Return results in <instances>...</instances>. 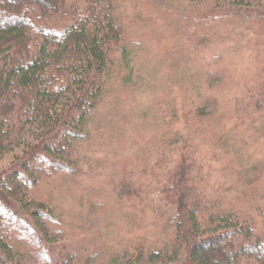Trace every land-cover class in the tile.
<instances>
[{
  "label": "rangeland",
  "instance_id": "1",
  "mask_svg": "<svg viewBox=\"0 0 264 264\" xmlns=\"http://www.w3.org/2000/svg\"><path fill=\"white\" fill-rule=\"evenodd\" d=\"M125 40L75 152L31 197L89 264L174 263L161 190L178 163L203 202L264 232V0H116ZM122 47L126 50L122 52ZM0 154V169L37 134ZM164 256V257H163ZM162 259V262L161 260Z\"/></svg>",
  "mask_w": 264,
  "mask_h": 264
},
{
  "label": "trees",
  "instance_id": "2",
  "mask_svg": "<svg viewBox=\"0 0 264 264\" xmlns=\"http://www.w3.org/2000/svg\"><path fill=\"white\" fill-rule=\"evenodd\" d=\"M115 3L0 0V154L30 127L38 131L0 169V264H89L59 242L60 218L31 193L50 175L75 169L74 154L109 87L113 52L126 36ZM183 169L178 163L161 190L173 211L170 249L182 254L172 264H264V232L210 208ZM158 252L126 264H159L152 258Z\"/></svg>",
  "mask_w": 264,
  "mask_h": 264
}]
</instances>
